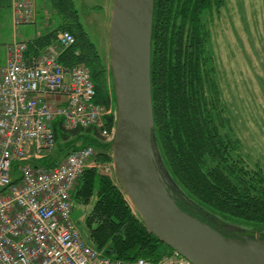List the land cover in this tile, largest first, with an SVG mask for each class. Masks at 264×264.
Wrapping results in <instances>:
<instances>
[{
	"label": "trees",
	"instance_id": "trees-1",
	"mask_svg": "<svg viewBox=\"0 0 264 264\" xmlns=\"http://www.w3.org/2000/svg\"><path fill=\"white\" fill-rule=\"evenodd\" d=\"M223 2L153 0L151 142L175 187V203L181 210L212 227L225 222L244 223L264 234V171L257 163L249 164L228 135L210 51L208 18L219 13ZM48 3L59 24L47 35L26 41V54L29 45L34 46L32 52L35 48L34 52L42 53L60 31L72 34L75 44L61 53L59 62L65 68L81 63L89 69L94 102L112 109L103 117L104 129L109 131L115 123L109 66L101 62L78 21L73 1ZM75 51L79 52L76 57ZM53 129L56 146L60 142L59 152L91 146L96 161L111 162V142L100 138V129L66 131L60 121L54 122ZM54 161L46 159L42 164L49 167ZM71 196L73 204H91L84 217L86 242L105 257L155 263L173 251L146 232L117 181L99 175L93 168L80 174Z\"/></svg>",
	"mask_w": 264,
	"mask_h": 264
},
{
	"label": "built area",
	"instance_id": "built-area-1",
	"mask_svg": "<svg viewBox=\"0 0 264 264\" xmlns=\"http://www.w3.org/2000/svg\"><path fill=\"white\" fill-rule=\"evenodd\" d=\"M11 8L17 24L34 14L30 0H11ZM74 44L72 34L60 31L56 45L29 59L26 42L8 46L0 72V264H191L175 251L155 263L111 260L77 230L73 188L85 169L103 172L91 146L52 157L54 122L66 131L100 129L104 142H111L114 127L104 129L103 117L112 109L94 102L89 69L59 62ZM46 159L56 161L46 167ZM105 169L113 173L111 162Z\"/></svg>",
	"mask_w": 264,
	"mask_h": 264
},
{
	"label": "water",
	"instance_id": "water-1",
	"mask_svg": "<svg viewBox=\"0 0 264 264\" xmlns=\"http://www.w3.org/2000/svg\"><path fill=\"white\" fill-rule=\"evenodd\" d=\"M152 9L153 0H112L108 55L115 105L110 149L115 179L146 232L191 264H264V239L258 231L251 239L227 234L233 227L222 233L175 203V187L151 142Z\"/></svg>",
	"mask_w": 264,
	"mask_h": 264
},
{
	"label": "rangeland",
	"instance_id": "rangeland-1",
	"mask_svg": "<svg viewBox=\"0 0 264 264\" xmlns=\"http://www.w3.org/2000/svg\"><path fill=\"white\" fill-rule=\"evenodd\" d=\"M78 21L96 48L104 66H109L108 29L112 0H72ZM209 19L210 51L214 57L216 78L220 89L223 116L228 135L237 142L238 152L249 164H258L264 171V0H224L218 14ZM114 111V110H113ZM52 152L58 157L68 150ZM96 154V153H95ZM99 163V175L116 182L110 162ZM105 166V167H104ZM161 171L164 169L159 164ZM91 207L73 204L71 218L86 241L84 217ZM222 223V222H221ZM227 226V227H225ZM227 234L254 238L251 226L225 222L217 225ZM260 239L264 234L260 233Z\"/></svg>",
	"mask_w": 264,
	"mask_h": 264
},
{
	"label": "crops",
	"instance_id": "crops-1",
	"mask_svg": "<svg viewBox=\"0 0 264 264\" xmlns=\"http://www.w3.org/2000/svg\"><path fill=\"white\" fill-rule=\"evenodd\" d=\"M33 16L26 22L17 24L11 8V0H0V72L7 59L8 46L45 36L59 24L54 17L48 0H30ZM52 45H56V38ZM33 45H29L26 57L37 56ZM43 49V47H42ZM51 99V98H49Z\"/></svg>",
	"mask_w": 264,
	"mask_h": 264
}]
</instances>
